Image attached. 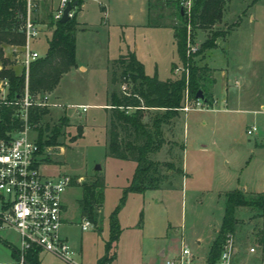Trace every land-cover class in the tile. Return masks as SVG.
Listing matches in <instances>:
<instances>
[{
  "label": "rangeland",
  "instance_id": "obj_1",
  "mask_svg": "<svg viewBox=\"0 0 264 264\" xmlns=\"http://www.w3.org/2000/svg\"><path fill=\"white\" fill-rule=\"evenodd\" d=\"M138 1L129 0L131 5L127 9L132 18L123 19L121 23H138ZM250 1H235L232 10L234 14L229 20L233 22L239 15L242 21L230 37V48L226 55V77L228 80L235 77L238 81L228 89L227 95L230 99L226 108L223 107V80L217 73L214 94L218 104L214 103L210 106L211 110L207 111L190 110L185 113L180 110L172 125L170 122L162 126L165 131L162 138L165 137L166 143L159 152L148 155V159L157 161L158 165L151 168L145 182L149 185L150 181H155L157 188L144 190L140 195L128 198V193L123 197V190L130 182L135 164L107 155L106 129L109 109L106 107L103 110L106 92H117L121 86L117 65L112 66L116 77L114 85H109L106 70L107 62L116 53L117 36L110 33L105 37L101 32L91 33L88 37L82 33L77 34V62L82 65V61H85L86 69L67 72L54 88L55 91L53 89L46 93L48 102L58 104L59 108L46 107L48 113L41 118L39 127L31 133L36 138L40 128V141L47 142L52 137V126L58 122L62 124L54 144L40 148V159L47 166L43 169L45 174H65L73 180L80 177L83 179L80 183L82 184L91 180L94 167L99 166L96 173L103 180V201L101 212L97 213L96 224H91L86 231H80L82 218L77 207V201L81 197L80 184L72 183L62 196L63 223L60 235L66 238L75 252V263H93L97 255L102 253L108 240V216L123 197L122 223L126 226L133 225L134 233L136 230H143L146 242L150 238L141 252L148 251L152 256L156 253V246L169 245L177 252L184 245L195 255V241L199 238L201 244L196 256L200 264H206V253L222 215L223 193L234 188L241 191L244 189L247 193L264 192V115L260 112L258 100L260 83L264 82V0H258L247 10L249 12H246V16L242 17L241 12ZM96 7L93 3L88 5L89 21L94 20ZM165 11L166 25H175L173 10L167 6ZM29 18L32 20L31 14ZM33 28L36 31L34 26ZM203 33L209 34L206 31H196L192 37L191 32L188 33V46L195 48L192 54L200 48L204 40ZM43 34L42 30L30 41V47L39 56L46 49V37ZM85 37L92 41H85ZM251 37L254 38L257 48L251 49ZM125 39L129 44L135 42L139 53L154 58L160 79L169 76L171 62L178 69L182 67L171 45L169 31L139 28L134 34L131 31L126 32ZM82 43L85 50H82ZM19 50L5 49L4 55L12 61ZM222 54V50H202L192 58V62L195 66H201L216 56L222 58ZM145 63L147 74L151 75L150 61L149 64ZM13 65L18 71V63ZM172 71V79L178 78L180 71L176 74ZM192 100L189 98L188 108L194 107ZM81 105H86L83 112L78 108ZM258 110L259 112H254ZM153 112L144 111L142 121L146 122ZM252 126L255 131L247 135L246 131ZM255 214L252 209L235 210L234 216L238 224L233 234L236 248L233 264H254L259 260L260 252L252 237V233L260 226V219ZM127 236L130 233H123L122 238L127 239ZM153 236L157 241H152ZM18 243L17 234L0 222V263H15L10 255L12 249L18 248ZM114 246V242L111 243L108 256H112ZM249 248H253L254 253L250 254ZM141 249L143 247H139V252ZM121 253L127 256L129 251L124 249ZM38 259L41 264L58 263L45 253L38 254Z\"/></svg>",
  "mask_w": 264,
  "mask_h": 264
},
{
  "label": "trees",
  "instance_id": "obj_2",
  "mask_svg": "<svg viewBox=\"0 0 264 264\" xmlns=\"http://www.w3.org/2000/svg\"><path fill=\"white\" fill-rule=\"evenodd\" d=\"M226 1L192 0L189 13L186 15L178 6V0H165L166 5L173 10L176 19L175 25H166V27L172 31L178 61L187 68L186 81L183 73L178 78L163 81L158 80L154 74L146 75L142 64L136 60L133 52L128 50L110 63V85L116 83L113 67L117 65L120 70L118 79L125 90L123 92L112 90L107 95L106 106L109 113L106 151L111 158L135 164L130 182L123 190V197L126 193H141L147 189L157 188L155 181L154 183L150 181L149 185L145 184L151 168L158 165V162L148 159V155L156 153L163 145L162 126L169 124L182 109L184 89H187L189 98L194 99L199 91L203 104L209 106L213 103L210 88L214 81L211 71L205 66H195L192 58L199 55L202 50L215 47L214 41L222 35V32L213 31L212 27L220 22ZM73 2H75V5L71 7L73 13L65 22L50 21L52 31L45 41L46 49L28 66L26 87L30 96H41L51 92L62 76L76 67L74 36L78 24L75 21V13L82 0H70L69 4ZM26 13L27 0H0V79L7 80V98L11 100L22 94L24 76L20 68L17 71V68L13 67L14 61H10L4 56L3 50L6 48L20 49L24 45L23 26ZM30 22L33 25L32 20ZM159 24L162 25V23ZM159 24L157 18L148 16V26L156 27ZM236 25L237 21L232 24V27ZM230 27L228 26L225 31ZM196 31H206L209 34L205 36L200 48L194 54L186 56L187 34L191 32L193 37ZM174 68L172 64L170 70L172 71ZM144 111H154L146 122L142 121ZM47 113L48 110L45 107L29 109L28 123L32 132L39 127L41 118ZM9 114L10 109L3 110L0 135L9 128ZM13 125L15 126L16 123ZM61 127V122L53 125L50 131L53 138L51 137L49 141L43 143L40 141L42 131L40 128L37 130L36 138H33L39 150L45 145L54 144V139ZM77 131L79 132L80 129L78 128ZM262 147L264 148V137ZM165 165L170 166V164ZM80 189L81 197L77 201L80 217L94 225L97 223V213L100 212L103 201L102 177L94 172L90 181L80 184ZM123 197L108 216V240L104 245V254L96 264H105L110 258L107 254L111 243L116 241L119 233L116 215L123 204ZM238 208L252 209L256 212L255 217L260 219V226L252 233V237L259 252L264 255V192L245 193L239 189H232L223 193L222 215L218 230L206 254V264L216 262L225 236L230 234L233 237L238 224L234 214ZM11 257L15 260L18 258L15 249L11 250ZM23 264H41L38 252L35 250L25 252Z\"/></svg>",
  "mask_w": 264,
  "mask_h": 264
},
{
  "label": "built area",
  "instance_id": "obj_3",
  "mask_svg": "<svg viewBox=\"0 0 264 264\" xmlns=\"http://www.w3.org/2000/svg\"><path fill=\"white\" fill-rule=\"evenodd\" d=\"M192 0H178V6L186 15L189 13ZM70 0H59L53 12L52 20L60 19L62 12ZM72 11L67 13L71 17ZM24 45L18 54L14 56V63H18L24 76V88L22 94L14 99L7 98L8 83L6 79H0V123L3 110L10 109L9 128L0 135V220L7 228H11L18 236V254L15 264H23V254L29 250H35L38 254L45 253L61 264L75 263V252L71 249L67 240L60 235L62 226L61 213L63 212L62 196L64 191L72 184H80L83 179L65 174H45L47 168L42 163L40 150L31 136L32 129L28 123L29 109L32 107H57L59 105L48 102L47 94L30 96L27 92L26 79L29 64L39 57L38 53L30 47V41L37 33L29 18V6L24 22ZM188 31V28H187ZM195 48L188 46V34L186 43V56L192 54ZM180 71V72H179ZM173 73L184 74L186 81L187 68H174ZM120 90H125L120 86ZM189 100L187 89L182 95V111L211 110L201 100L193 99L192 108L187 107ZM81 111L86 107L79 106ZM264 115V106L260 109ZM13 123H16L14 126ZM255 131L252 126L246 131L249 135ZM91 223L82 219L80 231H86ZM250 254L254 253L249 248ZM236 253L234 238L228 234L222 243L219 256L214 264H233V256ZM163 264H198L197 258L190 250L182 245L179 250L167 257ZM254 264H264V255L260 253L259 260Z\"/></svg>",
  "mask_w": 264,
  "mask_h": 264
},
{
  "label": "crops",
  "instance_id": "obj_4",
  "mask_svg": "<svg viewBox=\"0 0 264 264\" xmlns=\"http://www.w3.org/2000/svg\"><path fill=\"white\" fill-rule=\"evenodd\" d=\"M58 1L59 0H27L28 6L31 10V12L29 14H31V17H32L31 19L33 22V26L35 27V29L37 31V35H39L41 33V31L43 30V32H44L43 35L46 37L45 39L49 38V36L51 34L52 27H50V21L52 20V15H53L54 10L57 7ZM235 1H237V0H227L226 1L225 5H224L223 15H222L220 22L215 24L212 27L213 31L222 32V35L219 36L218 38H216V40L214 41L215 47L212 49H209V50L210 51L222 50V52H223L222 58H219L216 56L213 59H211V61H209V62L207 61L206 64L204 63L203 65H201V66H205L207 69H209L211 71L212 79L214 81L212 87L210 88L213 103L211 105H209V107L210 106L212 107L214 105V103H216V105L218 104V99H217L216 95L214 94V88L217 84V78H216L217 73H219L221 75V79L223 80L221 86L225 91V100L223 101V107L224 108H226V106L229 102V99H230V97L227 95L228 89L231 87L232 84H235L238 82L235 77H233L230 80H228L226 77L227 76L226 73L228 70V62L226 61V55H227V52L230 48V37L236 31V29L239 28L241 21H242L241 17L239 15L237 16V18H235V21H233V22L229 21L232 14H234V13H232V10H233V6H234ZM257 1L258 0H251L249 2V4H247L246 7L242 10L241 16L242 17L246 16V12H249L247 10L249 8H252L256 4ZM90 3L96 4V6H97L96 7V14L94 15V20H91V21H89L87 19V17H88L87 16L88 5ZM137 4H138V8H139L138 11L140 13L139 14L140 20L138 21L137 24L134 25V24L121 23V22H123V19L129 20V18H132L129 10L127 9L131 5L129 0H82L80 7L78 8V10L75 13V21L78 24L76 31H75V36H74V38H75L74 58H75L76 67L72 68L71 70L80 69V70L84 71L86 69L85 61H82V65L78 64V62H77V58H76V37H77V34L82 33L84 35H87V37H88L91 33L97 34V33L101 32L105 35V37H108L110 35V33L112 35L114 34L117 36V45H116V50H115V52H116L115 56L113 58L109 59V61L107 62L106 70H107L108 75H109L110 63L114 59H116L119 55L124 54L128 50L130 52H133L136 60L142 64L144 72L146 75L152 76L154 74L156 76V78L160 81H163L166 79H172V74H171L170 70H169L170 74L168 77L160 79V75L158 74V70H157V64L154 61V58L149 57L148 54L144 55L142 53H139L138 49L136 48L135 42H133L132 44H129V43H127V40L125 39L126 32L131 31V33L134 34L135 31H137V29H139V28H142V29H145L148 31L149 30H153V31L166 30V31H169V33L171 35V39H172L171 45L173 46V50H175L174 41L172 38V31H171V29L166 27V11H165V9L167 8L166 2H165V0H139ZM249 15L250 14H248V18H250ZM148 16L149 17L151 16L152 18H157V23L158 24L162 23V25L159 24V26H156V27L148 26L147 25ZM236 21H237V25L232 27V24H234ZM228 26H231V27L227 31H225ZM206 35H207L206 33H203L204 39H205ZM87 37H85V39H86L85 41H88ZM91 41L92 40L90 39L88 42H91ZM249 45H250L251 49L258 47L254 38L252 39V37H251ZM6 50L8 51L9 48H6ZM82 50H85L83 43H82ZM3 51L5 54V49ZM4 56H6V55H4ZM148 60L150 61V67L149 68L151 70V75L147 74V69L145 67L146 66L145 62H148L147 64H149ZM223 61H224V64L222 63ZM173 63L174 62H171L170 64L172 65ZM218 64H220V65H218ZM223 66H225V67H223ZM109 85H110V82H109ZM260 85L261 86H260L259 98H258L259 109H261L263 107V104H264V82H261ZM54 91H55V89H54ZM107 95H108V91L105 94V103L103 105V110H105V108L107 107L106 106L107 105ZM81 106L86 107V105H81ZM212 110H215V108H213ZM254 112L257 113V112H259V110L254 111ZM179 114L180 113L178 112L176 117H178ZM175 118L172 119L171 125L173 124ZM164 132L165 131L163 130V127H162V134ZM163 141H164V143L160 147L159 150H161V148L165 146V143H166L165 137H163ZM159 150L157 152H159ZM234 189H236V188H234ZM242 191L247 193V191H245L244 189ZM141 193H128V196H126V198H128L129 196H137V195H140ZM122 209H123V207L118 210L117 215H116L119 233H118L116 241L114 242V245H115L114 249L115 250H114V252H112V256H110L109 260L106 261L105 264H163V261L167 257H170L176 253L174 251V248L172 247V245L163 246V247L162 246H156L157 247L156 253L152 256L149 254L148 251H147L148 253L147 252H145V253L141 252L142 250H144L145 244L146 243L148 244L150 238H147L148 241L146 242V240H144V236L146 234L143 232V230H136L134 233L133 232V225L132 226H126L122 223L123 222ZM107 227H108V223H107ZM107 231H108V229H107ZM123 233H130V236H127V239L125 237L123 239L122 238ZM64 239H66V238L64 237ZM212 240H211V242H212ZM152 241L153 242L157 241L154 236L152 237ZM195 244H196V248L194 249L195 255H193V256L195 258H197V260L199 262L198 264H200L201 262L198 259V257L196 256V253L198 254V247L201 244V240L199 238H196ZM139 247L140 248L143 247V249H141L140 252H139ZM124 249H127V251H129V254H128L129 256L123 255V253H121V251ZM131 249H135V250H131ZM103 254H104V250L102 251V253H99V255H97V257L93 263H89V264H96L97 260L100 257H102ZM11 259L14 260L12 257H11ZM15 262H16V260H15ZM203 263H204V261H203ZM0 264H15V263L5 262V263H0ZM57 264H61V263L58 261ZM78 264H86V263L79 262Z\"/></svg>",
  "mask_w": 264,
  "mask_h": 264
},
{
  "label": "water",
  "instance_id": "obj_5",
  "mask_svg": "<svg viewBox=\"0 0 264 264\" xmlns=\"http://www.w3.org/2000/svg\"><path fill=\"white\" fill-rule=\"evenodd\" d=\"M75 5V2H73L72 4H68L66 5V7L64 8L63 12H62V15L59 19V22L60 23H63L65 22L67 19H68V16H67V13L71 10V7H73ZM202 96L200 94V92L198 91L195 95V98L194 99H198V100H201ZM95 172L99 170V166H95L94 169H93Z\"/></svg>",
  "mask_w": 264,
  "mask_h": 264
}]
</instances>
